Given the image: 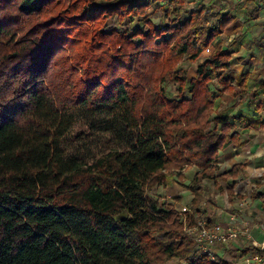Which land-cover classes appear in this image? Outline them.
<instances>
[{
	"label": "trees",
	"instance_id": "1",
	"mask_svg": "<svg viewBox=\"0 0 264 264\" xmlns=\"http://www.w3.org/2000/svg\"><path fill=\"white\" fill-rule=\"evenodd\" d=\"M263 15L264 0H0V264H233L150 190L197 167L200 211L221 151L264 127V79L252 93L232 55L264 53V24L248 34Z\"/></svg>",
	"mask_w": 264,
	"mask_h": 264
},
{
	"label": "crops",
	"instance_id": "2",
	"mask_svg": "<svg viewBox=\"0 0 264 264\" xmlns=\"http://www.w3.org/2000/svg\"><path fill=\"white\" fill-rule=\"evenodd\" d=\"M263 21L264 15L255 20L257 27L264 24ZM251 52L252 54L248 55L245 48L236 51L240 55L236 60L237 67L235 69L237 72L245 71L250 73V89L253 93L261 79H264V53L256 50ZM243 109L247 110V107H243ZM242 139L245 142L244 145L238 148L229 146L221 151L216 169L220 184L219 186L208 185L205 198L197 206L200 211L195 210L194 193L191 189L186 188V185L188 186L191 183L195 173L198 171L197 167H185L182 172L186 177L184 189L190 192L189 201L182 199V201L176 202L168 199V202L175 205L179 210L184 206L188 207V211L196 216L197 222L206 219L210 223L215 221L225 226L235 224L244 226L252 222L248 227L251 229V238H255L262 235L264 230V127H258L256 121L252 122L243 132ZM236 164L244 165L238 175L236 177L225 175ZM229 181L237 182L234 188V196H230L228 192ZM176 184L177 181L170 174L166 184L168 185L167 187L172 191L176 189ZM178 191L180 190L178 189ZM247 201H252L251 206H247ZM238 204L242 209H237L236 205ZM259 218L261 223L257 222ZM255 229L258 230L256 234L254 232ZM259 233L261 234L259 235ZM239 234L238 238L234 240L235 244L250 243L251 238L246 233L240 232ZM255 242L259 247L260 242L257 243V240ZM259 250H253L250 254L242 255L241 264H247L246 257H252ZM219 253L225 254L223 251H219ZM251 264L256 263L251 260Z\"/></svg>",
	"mask_w": 264,
	"mask_h": 264
},
{
	"label": "rangeland",
	"instance_id": "3",
	"mask_svg": "<svg viewBox=\"0 0 264 264\" xmlns=\"http://www.w3.org/2000/svg\"><path fill=\"white\" fill-rule=\"evenodd\" d=\"M155 21V23L159 24L161 22V19L160 17H155L153 19ZM243 22V21H242ZM264 22V21H263ZM243 26L246 28L247 27V24L246 23H243ZM261 30L262 28L260 27H254V29H252L251 31L248 32L249 34V37L250 39H254L255 40V37H257L259 35V33H261ZM259 38L261 40H263V43H264V34H262V36H259ZM258 40V39H257ZM249 46V53L252 54L251 50H257V46L254 42H251L248 44ZM246 45V48L248 47ZM257 48V49H256ZM213 50V47H210L209 50H207L203 56L200 58V62H202L203 60H205L212 52ZM258 52V51H257ZM251 54H248V55H251ZM232 55L234 57V68H236V60L238 59L239 55L238 53H236V51H233L232 52ZM245 59V58H244ZM198 62L194 63V64H191L189 61H185L183 63V66L185 68H190V76H195L196 75V72L195 71V68H196V64ZM237 73V71H236ZM168 90L173 94V95H176V85L175 84H171V85H168ZM184 169V168H183ZM183 169L179 170L178 172H175V173H172L171 174V177L174 178L176 181H177V184H176V189L175 190H169V188L167 187L168 185H163V186H160V187H155L153 190H150V192L154 195H157L159 197L162 198L163 201H168V199H172L174 201H182L185 200V201H189V195H190V192H187L184 188H185V181H186V177L184 175L183 172ZM176 177V178H175ZM179 183V184H178ZM179 185V186H178ZM186 188H188V186L186 185ZM178 189L180 191H178ZM208 189V187H207ZM252 202V201H251ZM251 202L250 201H247V206H251ZM237 209H242L241 206L236 205ZM182 210V209H180ZM182 217L186 216V214H181ZM212 222H215V221H212ZM259 223H261V219L259 218L258 221ZM252 224V222L249 223V225ZM248 224L246 226H249ZM256 231L258 230H254L255 234H256ZM259 232L262 233L261 230H259ZM259 233V235L261 234ZM263 234H264V230H263V233L262 235L260 236H257L255 238H251L250 239V243H246V244H235L234 243V240L236 238H238V236L240 234L237 235V237L235 239H233L232 241H230L228 244L224 245V244H218L215 248V250H218V251H223L225 253V257L228 258L229 260H231L233 262V264H241V257H242V252H243V249H246L248 248L249 246L251 245H256V240H257V243L258 242H261V240L263 239ZM250 254V253H249ZM168 264H184L183 261L177 259V258H174V259H171L169 260Z\"/></svg>",
	"mask_w": 264,
	"mask_h": 264
},
{
	"label": "built area",
	"instance_id": "4",
	"mask_svg": "<svg viewBox=\"0 0 264 264\" xmlns=\"http://www.w3.org/2000/svg\"><path fill=\"white\" fill-rule=\"evenodd\" d=\"M187 167V166H186ZM189 210L188 207H183L182 212L185 213ZM185 229L193 234L197 241V247L207 252L213 260H215L219 254L218 250H215L218 244H228L235 239L240 232L246 233L251 238L250 227L244 225H229L225 226L220 222L210 223L208 220H199L194 225H189L187 218L184 216ZM244 227V228H243ZM260 250L257 251L252 257H246V263L251 264L253 260L256 264H264V237L259 243Z\"/></svg>",
	"mask_w": 264,
	"mask_h": 264
}]
</instances>
